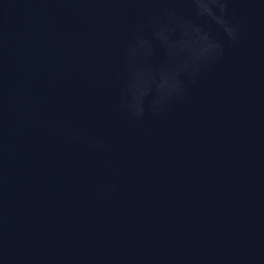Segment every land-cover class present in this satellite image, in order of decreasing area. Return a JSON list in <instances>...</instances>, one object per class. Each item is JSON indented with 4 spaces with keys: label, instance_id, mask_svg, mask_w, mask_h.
I'll return each instance as SVG.
<instances>
[{
    "label": "water",
    "instance_id": "95a60500",
    "mask_svg": "<svg viewBox=\"0 0 264 264\" xmlns=\"http://www.w3.org/2000/svg\"><path fill=\"white\" fill-rule=\"evenodd\" d=\"M0 264H264V0H0Z\"/></svg>",
    "mask_w": 264,
    "mask_h": 264
}]
</instances>
